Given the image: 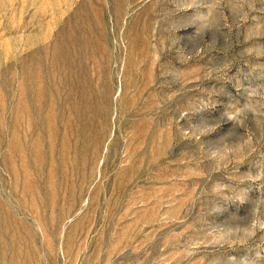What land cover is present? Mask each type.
Instances as JSON below:
<instances>
[{"label": "rangeland", "instance_id": "obj_1", "mask_svg": "<svg viewBox=\"0 0 264 264\" xmlns=\"http://www.w3.org/2000/svg\"><path fill=\"white\" fill-rule=\"evenodd\" d=\"M0 264H264V0H0Z\"/></svg>", "mask_w": 264, "mask_h": 264}]
</instances>
